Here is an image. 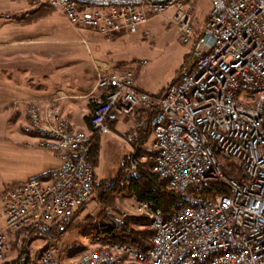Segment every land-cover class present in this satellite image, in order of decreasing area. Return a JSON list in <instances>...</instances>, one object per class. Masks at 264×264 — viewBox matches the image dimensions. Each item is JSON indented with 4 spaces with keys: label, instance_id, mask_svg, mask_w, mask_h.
<instances>
[{
    "label": "built area",
    "instance_id": "2783aa9c",
    "mask_svg": "<svg viewBox=\"0 0 264 264\" xmlns=\"http://www.w3.org/2000/svg\"><path fill=\"white\" fill-rule=\"evenodd\" d=\"M209 1L210 14L196 32L188 0H43L76 32L105 42L141 28L150 36L149 22L171 12L167 26L192 49L188 65L160 96L138 89L130 70L96 67L94 92L102 100L90 115V133L72 131L54 104L30 105L24 129L34 140L29 145L52 154L59 168L6 193L0 257L14 245L18 257L10 264H29L27 242L89 202L96 185L95 136L111 134L127 120L122 139L130 153L120 167L132 178L143 159L132 145L148 133L151 120H161L153 135L152 173L176 200L168 218L137 201L153 232L151 248L133 253L111 243L63 262L50 247L34 263L194 264L188 252H197L204 264H264V0ZM239 86L246 94H237ZM230 245L243 246V255L216 257V248Z\"/></svg>",
    "mask_w": 264,
    "mask_h": 264
},
{
    "label": "rangeland",
    "instance_id": "374dc122",
    "mask_svg": "<svg viewBox=\"0 0 264 264\" xmlns=\"http://www.w3.org/2000/svg\"><path fill=\"white\" fill-rule=\"evenodd\" d=\"M209 9L208 0H196L195 20L203 21ZM152 25L150 36H144L141 28L137 34L124 32L105 42L92 33L76 32L58 10L43 4V0H0V199L31 179L47 177L43 175L57 167L52 154L22 150L18 137L28 123L30 105L43 108L56 103L39 106L33 102L26 107L20 103L19 109H14L16 106L10 102L29 98L30 88L75 87L77 92H88L93 85L94 65L101 68L103 62L110 65V70L132 71L138 89L160 96L188 65L192 46L179 43L176 29L168 27L166 21L157 19ZM82 39L86 45L81 43ZM17 41L25 43H14ZM83 102H77L79 112L84 111ZM144 136L138 140L144 146L139 154L143 158L141 162L149 165L154 137L150 133L145 140ZM103 139L100 159L98 155L99 161L94 164L97 177L92 197L76 214L69 231L56 241L47 242L37 236L27 243L25 261L29 264L36 261L47 245L59 252L63 262L94 251L99 245L91 233L102 222L121 224L126 220L129 228L143 231L146 229L139 223L146 219L149 226L146 216L137 210V201L128 192L129 177L120 167L127 148L118 138ZM222 163L224 167H234L233 163ZM17 257L13 245L5 264Z\"/></svg>",
    "mask_w": 264,
    "mask_h": 264
},
{
    "label": "trees",
    "instance_id": "16d2710c",
    "mask_svg": "<svg viewBox=\"0 0 264 264\" xmlns=\"http://www.w3.org/2000/svg\"><path fill=\"white\" fill-rule=\"evenodd\" d=\"M95 106L96 104H89L91 113ZM88 120L90 122V118H88ZM148 136L149 134L147 133L144 139L146 140ZM98 155L99 146L95 141L91 157L94 164L98 161ZM150 163L149 165L148 163H141L138 175L129 178L127 189L136 201L146 203L153 210H160L164 217L168 218L173 213L176 195L168 190L166 181L160 180L152 173L153 163L152 161ZM79 211L80 209L70 216L63 217L51 223L39 234V237L42 238V240L46 239L47 242L56 241L61 235L69 231L70 224ZM139 225L145 227L146 230L135 231L129 228V223H127L126 220L121 224H117L116 222H102L96 227V230H94L95 232L91 233V235H93V241L99 245L94 251H100L105 245L111 243L127 246L139 252L148 251L151 248L153 232L148 229V222L146 219L143 224L139 223ZM47 248L50 247L47 245L43 249ZM23 256L27 258V252H25Z\"/></svg>",
    "mask_w": 264,
    "mask_h": 264
},
{
    "label": "crops",
    "instance_id": "0c3cea01",
    "mask_svg": "<svg viewBox=\"0 0 264 264\" xmlns=\"http://www.w3.org/2000/svg\"><path fill=\"white\" fill-rule=\"evenodd\" d=\"M188 1L192 4L193 10H194V16H193V22H192L193 28L196 32H200L202 30L203 25L206 22L209 14H210V11L212 8L211 2L208 0L210 2V9L205 14L203 21L199 22V21L195 20V3H196V0H188ZM157 19H161V20L166 21V17L154 18L149 22L148 26H153L152 22H155ZM120 36H122V35L121 34L114 35L111 39L113 40V39L120 37ZM14 43L22 44L25 42H22V41L18 42L17 41ZM14 43H12V44H14ZM96 67L100 68L97 64L94 65L93 85L88 92L84 93L80 90L77 92L76 91L77 88H75V87L70 89V88H66V87L63 88V87L59 86V87L54 88L53 90H45L42 88L41 89L30 88L27 90L28 92H30V94L25 92L26 94H29V98L23 99V100L15 98L14 101L13 102L11 101L10 103L14 104L16 106V107H14V109H19L17 106L20 103H23L25 107L28 106V104L33 103V102L38 104L39 106H45V104L53 101L56 103V106L61 110V112L64 115L68 116L72 131L90 133V123H89L88 118H90L91 110L89 109V104H98L102 100L101 94L98 92H94V85H95V79H96V70H95ZM109 67H110V65L108 63L103 62L100 69L106 70L108 72H115V70H110ZM43 90H45V91H43ZM78 101H84L83 102V105H84V111L83 112H79L77 109V104H79V103H77ZM11 104H9V105L11 106ZM125 122H127V120H122V122L115 124L114 128H113L114 131L111 134L95 136V141L97 142V144L99 146V159H100L101 143H102V140H104L103 137L111 136L115 139L118 138L119 140H121L124 143V141L122 139V135L125 131V128L123 125V123H125ZM120 128L123 129V132L119 131ZM148 134L150 135V132ZM18 137H19L20 145L22 146V150H24L26 152H37V153H40L43 155L44 154L50 155V153H46V152L40 151L34 147H31L29 144H32L34 142L32 137L24 134L23 132L19 133ZM124 147L127 148V150H126V154L121 158V160L126 159L130 153V146H128L124 143ZM132 147L140 154H142L144 151V146L141 144L140 141L133 144ZM99 159H98V161H99ZM52 160L57 164V167L55 169L51 170L49 173H46L48 171L42 173V174L46 173V175H43V176H47V177H44L43 179H48L50 177V175L53 172L57 171L59 168V163L54 159V157H52ZM5 196L6 195L4 194L2 196V198L0 199V213H1L0 230L3 227L2 211L4 208V204H5V199H6ZM10 252H11V249H9L8 255Z\"/></svg>",
    "mask_w": 264,
    "mask_h": 264
},
{
    "label": "bare ground",
    "instance_id": "6f19581e",
    "mask_svg": "<svg viewBox=\"0 0 264 264\" xmlns=\"http://www.w3.org/2000/svg\"><path fill=\"white\" fill-rule=\"evenodd\" d=\"M237 94H246V86L237 87ZM68 125L71 128L69 119H68ZM159 128H161V120H151L148 123V133L150 132L152 133V135H155V132L158 131ZM49 186H57V179H50ZM120 246H123V245H120ZM124 247H127V246H124ZM130 250H133V253H141L132 248H130ZM242 255H243V246H240V245H230V246H222V247L216 248V257H230V256H242ZM6 258L7 257H0V264H5ZM188 260H194V264H204V262H201V260H198L197 252H188Z\"/></svg>",
    "mask_w": 264,
    "mask_h": 264
}]
</instances>
